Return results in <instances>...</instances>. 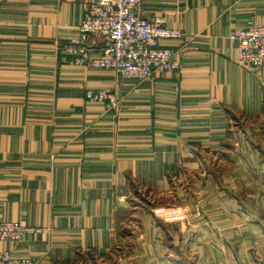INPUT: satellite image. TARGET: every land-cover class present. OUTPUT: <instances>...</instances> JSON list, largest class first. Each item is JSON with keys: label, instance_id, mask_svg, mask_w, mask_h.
I'll return each mask as SVG.
<instances>
[{"label": "crops", "instance_id": "obj_1", "mask_svg": "<svg viewBox=\"0 0 264 264\" xmlns=\"http://www.w3.org/2000/svg\"><path fill=\"white\" fill-rule=\"evenodd\" d=\"M80 0H0V252L35 264H264V66L232 33L264 0H142L182 39L177 75L69 65ZM101 43H91L100 57ZM179 88V92L175 88ZM104 90L117 106L88 103Z\"/></svg>", "mask_w": 264, "mask_h": 264}, {"label": "built area", "instance_id": "obj_2", "mask_svg": "<svg viewBox=\"0 0 264 264\" xmlns=\"http://www.w3.org/2000/svg\"><path fill=\"white\" fill-rule=\"evenodd\" d=\"M84 3L78 37L63 46L70 57L69 65L110 71L121 80L142 83L155 75H177L181 65L172 49L161 46L165 41L182 39L184 34L166 26L163 17H145L142 0H80ZM99 40L102 55L91 56V43ZM229 40L237 44V63L240 67L258 70L264 66V23L249 22L232 33ZM179 92V88H175ZM88 103L117 106L113 94L88 90ZM31 233L30 228L17 221H0V242L21 243ZM0 264H35L30 258H17L7 251L0 252Z\"/></svg>", "mask_w": 264, "mask_h": 264}]
</instances>
